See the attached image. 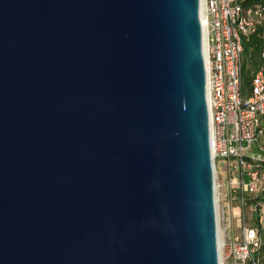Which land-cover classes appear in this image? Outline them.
<instances>
[{
  "label": "water",
  "instance_id": "1",
  "mask_svg": "<svg viewBox=\"0 0 264 264\" xmlns=\"http://www.w3.org/2000/svg\"><path fill=\"white\" fill-rule=\"evenodd\" d=\"M200 0H0V264H220Z\"/></svg>",
  "mask_w": 264,
  "mask_h": 264
},
{
  "label": "built area",
  "instance_id": "2",
  "mask_svg": "<svg viewBox=\"0 0 264 264\" xmlns=\"http://www.w3.org/2000/svg\"><path fill=\"white\" fill-rule=\"evenodd\" d=\"M203 6L218 228L220 164L240 220L236 233L221 236L220 264H264V62L249 67L244 80V45L252 35L261 39L264 60V3L203 0Z\"/></svg>",
  "mask_w": 264,
  "mask_h": 264
},
{
  "label": "crops",
  "instance_id": "3",
  "mask_svg": "<svg viewBox=\"0 0 264 264\" xmlns=\"http://www.w3.org/2000/svg\"><path fill=\"white\" fill-rule=\"evenodd\" d=\"M219 217L222 222V230L224 238H228L230 234L238 231L240 220L238 218L239 209L235 202L230 203L227 197L225 184V176L219 174Z\"/></svg>",
  "mask_w": 264,
  "mask_h": 264
},
{
  "label": "trees",
  "instance_id": "4",
  "mask_svg": "<svg viewBox=\"0 0 264 264\" xmlns=\"http://www.w3.org/2000/svg\"><path fill=\"white\" fill-rule=\"evenodd\" d=\"M245 3H253V2H260L264 3V0H244ZM261 39L256 36L252 35L249 40L244 45V58L246 67L244 69V80L246 83L249 82L250 75H249V67H256L259 66L264 62V60H261L260 58V52H261ZM264 240V235L262 236ZM263 249H264V243H263Z\"/></svg>",
  "mask_w": 264,
  "mask_h": 264
},
{
  "label": "bare ground",
  "instance_id": "5",
  "mask_svg": "<svg viewBox=\"0 0 264 264\" xmlns=\"http://www.w3.org/2000/svg\"><path fill=\"white\" fill-rule=\"evenodd\" d=\"M203 0H200V17H201V23H202V35H203V52H204V59L206 60V34H205V28H204V24H203V15H202V11H203ZM207 96H208V90H207ZM218 241H219V250H220V246L222 244V239L220 237V230L218 228Z\"/></svg>",
  "mask_w": 264,
  "mask_h": 264
},
{
  "label": "rangeland",
  "instance_id": "6",
  "mask_svg": "<svg viewBox=\"0 0 264 264\" xmlns=\"http://www.w3.org/2000/svg\"><path fill=\"white\" fill-rule=\"evenodd\" d=\"M221 163V162H220ZM219 168H220V174H222L223 176H224V173H223V167L221 166V164H220V166H219ZM218 181H219V176H218ZM220 220H221V218H220ZM248 223H251V222H248ZM220 228H221V234H220V237L222 236L223 238H224V235H223V230H222V222L220 221ZM222 237H221V239H222Z\"/></svg>",
  "mask_w": 264,
  "mask_h": 264
}]
</instances>
